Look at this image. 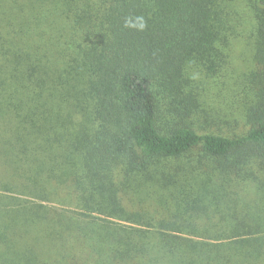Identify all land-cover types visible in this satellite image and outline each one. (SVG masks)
<instances>
[{
  "label": "trees",
  "instance_id": "1",
  "mask_svg": "<svg viewBox=\"0 0 264 264\" xmlns=\"http://www.w3.org/2000/svg\"><path fill=\"white\" fill-rule=\"evenodd\" d=\"M0 264H264V0H0Z\"/></svg>",
  "mask_w": 264,
  "mask_h": 264
},
{
  "label": "rangeland",
  "instance_id": "2",
  "mask_svg": "<svg viewBox=\"0 0 264 264\" xmlns=\"http://www.w3.org/2000/svg\"><path fill=\"white\" fill-rule=\"evenodd\" d=\"M247 6H249V5L245 2L235 3L234 5L231 6L235 10L241 11V13L239 12V15L241 17H243L242 24L244 23L243 27L241 28V31L237 32L238 35L234 40L233 47H232V49L229 50L228 55H227L228 58H227V63L225 65V68H227L230 73L232 72L230 74L231 75L230 78H232V80L236 78L237 73H240L241 70L247 68L248 65L251 63V58H252L251 52L253 50V46L250 43L251 40L248 38V36H249L248 32L250 30L249 29L246 30V28L249 24L248 16H249V10H250ZM230 78L225 80L226 84L228 83V81H231ZM211 81H213V80H211ZM215 81H218V80L216 79ZM213 85L214 84L209 85V90L211 91V93L207 94V97L209 99H211L215 102H221L222 103V95H223L226 97H230V100H233V97L229 95V93L232 94L231 92L233 91V89L230 92V91L226 90V86L217 85V88L213 91L212 90ZM219 95H221V96H219ZM229 120H228L229 121L228 124H224V123L219 124L222 128L223 133H228L229 130L235 129V123L233 122V118H231V119L229 118ZM152 202H153L155 207L156 206L158 207L157 208L158 217H161V218L168 217V214L165 212L164 207L160 206L161 203H159L157 199L156 200L153 199ZM16 245H17V248L19 246L20 249H24L22 244L17 243Z\"/></svg>",
  "mask_w": 264,
  "mask_h": 264
}]
</instances>
